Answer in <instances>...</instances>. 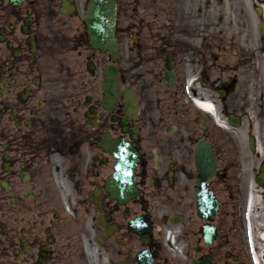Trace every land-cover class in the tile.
<instances>
[{
  "label": "flooded vegetation",
  "instance_id": "1",
  "mask_svg": "<svg viewBox=\"0 0 264 264\" xmlns=\"http://www.w3.org/2000/svg\"><path fill=\"white\" fill-rule=\"evenodd\" d=\"M89 1L0 0V264H248L264 0H116L114 58L90 45ZM119 138L137 193L111 182Z\"/></svg>",
  "mask_w": 264,
  "mask_h": 264
},
{
  "label": "water",
  "instance_id": "2",
  "mask_svg": "<svg viewBox=\"0 0 264 264\" xmlns=\"http://www.w3.org/2000/svg\"><path fill=\"white\" fill-rule=\"evenodd\" d=\"M113 0H95L90 6V14L101 19L104 24L108 23V19L113 16L114 13ZM96 46L101 47L103 50H111L109 38L101 37L94 39ZM120 162L118 169L128 168L129 174L133 172L132 167L135 166V154L134 151L127 143H119ZM128 173V172H127ZM129 176V175H128Z\"/></svg>",
  "mask_w": 264,
  "mask_h": 264
},
{
  "label": "rangeland",
  "instance_id": "3",
  "mask_svg": "<svg viewBox=\"0 0 264 264\" xmlns=\"http://www.w3.org/2000/svg\"><path fill=\"white\" fill-rule=\"evenodd\" d=\"M157 3V2H156ZM260 246H262L261 244H256L255 242H254V248H256V249H258L259 250V247ZM257 251V250H256ZM258 253V252H257Z\"/></svg>",
  "mask_w": 264,
  "mask_h": 264
},
{
  "label": "bare ground",
  "instance_id": "4",
  "mask_svg": "<svg viewBox=\"0 0 264 264\" xmlns=\"http://www.w3.org/2000/svg\"><path fill=\"white\" fill-rule=\"evenodd\" d=\"M254 263H255V264H258V261H257V259H255V260H254Z\"/></svg>",
  "mask_w": 264,
  "mask_h": 264
}]
</instances>
